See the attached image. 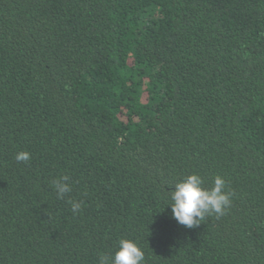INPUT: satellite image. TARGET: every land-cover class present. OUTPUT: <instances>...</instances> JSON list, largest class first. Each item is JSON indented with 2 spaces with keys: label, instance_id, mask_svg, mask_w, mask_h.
Returning <instances> with one entry per match:
<instances>
[{
  "label": "trees",
  "instance_id": "trees-1",
  "mask_svg": "<svg viewBox=\"0 0 264 264\" xmlns=\"http://www.w3.org/2000/svg\"><path fill=\"white\" fill-rule=\"evenodd\" d=\"M193 172L233 195L187 228L165 191ZM121 238L144 264H264V0H0V264Z\"/></svg>",
  "mask_w": 264,
  "mask_h": 264
},
{
  "label": "clouds",
  "instance_id": "clouds-1",
  "mask_svg": "<svg viewBox=\"0 0 264 264\" xmlns=\"http://www.w3.org/2000/svg\"><path fill=\"white\" fill-rule=\"evenodd\" d=\"M15 159L18 162H27L31 159V153L20 151ZM70 179L68 175H63L53 181V189L59 198L71 193ZM173 185L174 190L165 191L170 193V201L166 206H171L173 219L187 228L198 227L202 221L213 215L219 218L231 206L233 193L227 189V182L220 175L214 177L210 188L205 187L204 178L196 172ZM69 203L73 213L82 209V201L69 200ZM144 260L145 253L138 241L121 238L114 255L110 258L108 254L101 253L98 264H144Z\"/></svg>",
  "mask_w": 264,
  "mask_h": 264
}]
</instances>
